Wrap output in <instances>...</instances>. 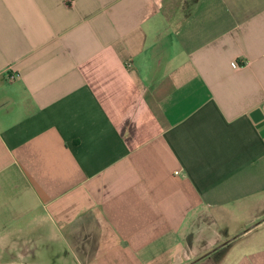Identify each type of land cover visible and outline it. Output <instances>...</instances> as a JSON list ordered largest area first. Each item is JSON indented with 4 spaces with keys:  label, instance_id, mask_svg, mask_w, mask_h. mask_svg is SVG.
<instances>
[{
    "label": "crops",
    "instance_id": "0c3cea01",
    "mask_svg": "<svg viewBox=\"0 0 264 264\" xmlns=\"http://www.w3.org/2000/svg\"><path fill=\"white\" fill-rule=\"evenodd\" d=\"M190 7L0 0V264H264V0Z\"/></svg>",
    "mask_w": 264,
    "mask_h": 264
},
{
    "label": "trees",
    "instance_id": "16d2710c",
    "mask_svg": "<svg viewBox=\"0 0 264 264\" xmlns=\"http://www.w3.org/2000/svg\"><path fill=\"white\" fill-rule=\"evenodd\" d=\"M197 3V0H189V5H191V7L189 8L188 13H191L193 10V5Z\"/></svg>",
    "mask_w": 264,
    "mask_h": 264
},
{
    "label": "built area",
    "instance_id": "2783aa9c",
    "mask_svg": "<svg viewBox=\"0 0 264 264\" xmlns=\"http://www.w3.org/2000/svg\"><path fill=\"white\" fill-rule=\"evenodd\" d=\"M236 65H237V66H240V63L237 61V62H236Z\"/></svg>",
    "mask_w": 264,
    "mask_h": 264
},
{
    "label": "rangeland",
    "instance_id": "374dc122",
    "mask_svg": "<svg viewBox=\"0 0 264 264\" xmlns=\"http://www.w3.org/2000/svg\"><path fill=\"white\" fill-rule=\"evenodd\" d=\"M188 11V8L187 9H185V13ZM205 260V259H204ZM199 263V262H198ZM198 263H196V264H198Z\"/></svg>",
    "mask_w": 264,
    "mask_h": 264
}]
</instances>
